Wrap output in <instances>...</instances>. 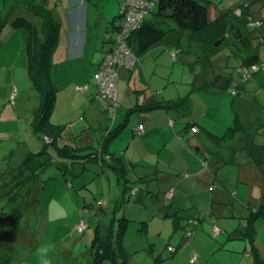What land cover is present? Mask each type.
<instances>
[{
  "label": "crops",
  "instance_id": "0c3cea01",
  "mask_svg": "<svg viewBox=\"0 0 264 264\" xmlns=\"http://www.w3.org/2000/svg\"><path fill=\"white\" fill-rule=\"evenodd\" d=\"M123 1L116 0L115 13L110 4L103 9L101 1L96 0H59V3H56V6L64 8V15L60 14L61 21L57 19L64 34L60 35L61 38L58 39L53 52V55L59 53L60 58L56 65H52L50 71L54 100L47 116L50 124L63 127L62 133L56 139V146H75L82 153H87L93 152L98 143L99 150L104 149L121 158L126 180L135 183L131 187L134 193L138 192L137 183L147 185V193L152 187L157 189L160 202L150 209V216L145 215L144 221L141 222L144 225L142 233L148 234L153 229L155 233L159 230L161 234L164 223L169 219L173 228L175 224L177 227L173 231V238L168 241L166 255L160 254L156 247L151 248V256L157 253L156 258H152L155 259L153 264H254L255 259L264 261V220H256L253 242L249 237H235L237 229L246 225V220H241L242 212L239 206L250 202L254 210H264V143L256 142L257 138L264 139V107L259 106L256 97L250 96L244 84L239 91L235 90L234 94L231 90L228 91L227 87L232 79L230 75L221 72L214 75L210 70L206 73L203 70L204 74L198 73L192 75V78L189 74L188 78L187 73H190V70L184 66L181 74L186 81L183 83L185 88H179L178 83L171 78L174 68L178 65L177 61L192 65L199 62L193 52H196L197 59L201 57V51L191 42L187 33H180L174 25H169V32L162 43L154 45L140 55L131 68L120 69L114 127L121 126V129L112 139L104 140L105 127L110 126V122L105 118L97 99L96 74L105 53L112 48V42L108 39L118 25L119 14H115L118 7L121 10ZM200 1L208 2L209 7L212 2ZM218 8L223 7L216 5L213 17ZM144 20H147L145 16ZM98 24L106 25L100 46L94 41L102 28ZM20 40L19 68L23 70V77L25 75V84L27 87L31 85L30 89L34 94L33 98H26L32 104L23 113L19 110L24 106L21 103L25 98H19L22 100L16 101L13 107L12 116L16 118V131L13 133L20 134L22 140L17 141L18 151H12V166H18L29 153H39L46 145L43 141L46 138L43 139L44 133L39 127L38 113H35L40 107L41 99L28 76L24 36H21ZM172 53L176 54L175 60L171 56ZM19 88L24 90L23 86ZM214 88L227 90L233 97L230 110L227 106V114L224 116L214 114V117H208L211 107L215 105L211 97ZM241 90H245L244 93H239ZM215 95V98L219 99L225 96L219 93ZM59 98L68 104L80 101V109L83 110L80 117L81 128H71L72 125L66 121L67 114L58 119L53 118L54 104ZM181 98H187L189 102L184 111L153 107L160 101L172 103ZM2 101L0 99V104ZM227 103L223 101L225 110ZM199 104L201 107L196 112ZM0 110L4 112L6 107L0 105ZM206 117L208 122L203 120ZM130 119L132 129H124ZM235 119L243 127V132L236 133L226 142L213 139L212 136L221 137L234 125ZM189 124L195 127V133L187 127ZM138 125L143 126L140 133L136 131ZM125 140L129 142L128 149L119 151L120 142ZM51 144L48 140L47 146L52 147ZM16 153L19 159L12 162ZM229 160L230 164H225ZM171 189L174 192L167 201L165 193ZM231 199H234L235 203L234 217H209V209L213 203L217 204L212 208L221 214L223 211L220 204H227ZM161 200L166 204H162ZM109 204V201L101 202L99 207L107 209ZM154 212L164 214V217H155ZM200 215L202 217H199ZM119 219L114 215L110 225L113 232L111 242L116 251V228L122 230L119 244L125 233L123 230L127 229L126 224L121 228ZM187 220L192 223L198 221L188 244L185 241V230L188 229L189 223L187 226L186 222L182 223ZM213 226L219 230L216 237L212 234ZM169 246H176L173 253L168 251ZM193 256L196 259L191 262ZM91 260L90 254L88 264Z\"/></svg>",
  "mask_w": 264,
  "mask_h": 264
},
{
  "label": "trees",
  "instance_id": "16d2710c",
  "mask_svg": "<svg viewBox=\"0 0 264 264\" xmlns=\"http://www.w3.org/2000/svg\"><path fill=\"white\" fill-rule=\"evenodd\" d=\"M154 1L157 10L152 18L144 20L130 36L129 46L136 58L154 45L162 43L169 32V25H174L180 33H187L191 42L196 44L201 51V57L197 60L203 65L205 73L221 68L219 67L220 62L227 60V58L232 57L238 62L237 71L241 82H235L230 76L234 81L231 80L227 87V90H231L230 92L240 90L243 82L247 80L244 79L242 70L250 75L249 79H253L256 75L264 79V0H238L237 4L230 9L218 8L213 19L210 18L208 2H201L200 0ZM154 1L150 0L149 2L154 3ZM119 17L120 14L117 17L118 20ZM5 23L14 27H23L27 32L25 43L27 72L31 84L40 95V107L35 113H38L39 127L44 133L43 139L46 138L43 140L46 145L39 153H29L18 166L11 165L12 153L0 163V200L5 199L10 202L12 197L25 187L21 192V202L16 211L5 212V204L0 206V264H6L7 261L11 260L12 248L15 244L24 248L33 247L34 234L30 232L32 227L29 220L33 215L39 214L36 193L42 186L40 181L41 170L47 167L49 163H53L62 173L67 172L76 176L75 165H81L79 169L82 172L86 169L84 161L86 162L87 159L96 161L101 165L106 164L114 171L123 190L128 185L122 160L116 155L108 153L104 149H100L96 153L84 152L81 154L82 152L75 146L61 148L56 146V139L62 133L63 127L52 125L47 121L54 100V89L50 82V71L53 65L51 59L58 42L60 28V24L53 17L52 12L42 3H38V0H0V31ZM173 54L175 60L176 54ZM188 105L187 98H181L172 103L160 101L155 103L153 107L184 111ZM187 127L195 128L190 124ZM120 129L121 126L114 127L113 125L111 128L106 126L104 140L112 139ZM243 131V127L235 119L234 125L228 128L221 137H212L218 142H226L231 140L236 133ZM47 139L50 144L52 143L51 146L56 147L59 155L63 156L60 162H57L49 151ZM230 162L231 160L225 164H230ZM124 201H126V197L121 202L124 203ZM1 203L2 201H0ZM216 204L213 203L212 207ZM220 205L223 212L221 214L216 213V209L211 207L209 217H234V199L227 201V204ZM239 209L242 212L241 220H246V225L237 229L235 237L237 239L249 237L253 242L255 238L254 224L257 219L264 218V210H254L250 202L239 206ZM17 220L23 223V227L19 228V224L16 228H10V224ZM119 221L121 228L125 227L127 218L121 217ZM188 226L185 233L190 231L191 235L189 237L185 235L186 239L191 238L193 229L196 227V225ZM176 227L175 224L174 229ZM103 231V236L98 235V230L94 237L91 245L93 258L90 264H100L105 259H109L115 264H125L126 259L121 262L117 261L120 258H118L119 254L111 242L113 236L111 228H103ZM121 233L122 230L120 236ZM120 249L122 251L121 247ZM254 249L256 248L254 247ZM254 264H264V261L255 259Z\"/></svg>",
  "mask_w": 264,
  "mask_h": 264
},
{
  "label": "rangeland",
  "instance_id": "374dc122",
  "mask_svg": "<svg viewBox=\"0 0 264 264\" xmlns=\"http://www.w3.org/2000/svg\"><path fill=\"white\" fill-rule=\"evenodd\" d=\"M96 1H101L103 9H105L106 5L110 4L113 7L112 11H115L114 5L116 0ZM126 1L127 0H124L123 4ZM142 1L146 2L150 0ZM209 1H212L210 2L211 4L209 7L210 18L212 19L214 18L213 13L216 5L220 4L224 9H230L238 2V0ZM38 3H42L52 12L53 17L61 21L62 17H60V14L64 15V8L56 6V3H59V0H38ZM118 10L115 15L120 14L119 7ZM156 10L157 5L154 1V3L152 2L150 12L145 14V18L147 20L151 19ZM99 25L102 26L100 29V35L98 34V38L95 37L94 41L98 42V45L100 46L103 43L102 37L106 25L103 26V24H98V26ZM96 30L97 27L94 29V33ZM61 34H64L62 25L59 29L58 39L61 38ZM21 36H24V39L26 40V30L23 27L11 26L9 23H5L0 31V99L3 100L0 105L6 107L4 112H1L0 110V163L7 155L12 153V151H18L19 144L17 141L22 140L20 134L16 133V135L13 133L16 131V118L12 116L14 104L16 101L22 100L19 98H25V101L21 103V105L24 106L19 110L23 113V111L32 104L31 102H28L26 98H33L34 94L30 89L31 85L27 87L25 84V75L23 77V70L19 68V64H21V57L19 58ZM193 53H195L197 61L196 52ZM59 58V53L52 55L53 65L57 64ZM177 63L178 65L174 68L171 78L178 83L177 86H179V88L184 87L183 83L186 82L183 80V74H181V69L184 66L190 70V73H187L188 75L186 74L188 78H190L189 74L191 78L192 75H197L198 73L204 74L203 65L200 62L193 63L192 65H187L180 61H177ZM219 67L221 68L210 70L211 73L217 75V72L220 71L223 74L230 75L235 82L240 81L237 71L238 62L234 58L231 57L230 59L227 58V60L221 61ZM92 74L93 71L91 72V75ZM27 77L26 74V79H28ZM28 82L30 83V81ZM243 84L248 90L247 92L250 93V96L257 98L259 106L264 107V79L261 76L256 75L253 79L245 80ZM22 86L24 88L23 91L19 88ZM17 90L18 95L16 96ZM244 91L245 90H241L239 93H244ZM217 93L225 96L221 99L215 98V94ZM211 97H213L215 105L211 107L208 117H214V114L215 116L216 114L219 116H224L225 113L227 114V106L228 110H230V104L233 98L227 93V90L214 88L211 92ZM225 97L226 99H223ZM223 101L228 102L226 110L225 107L223 108ZM80 105L82 104L79 100L73 104H68L59 98L54 104L53 118L58 119V117L67 114L68 117L66 121L72 125L71 128H74V130L79 129L82 124L80 117L83 115V110L80 109ZM200 107L201 104L197 106L196 112L199 111ZM208 117L203 120L208 122ZM231 123H233V118ZM131 124L132 120L130 119L124 129L131 130ZM263 141L264 139L261 140V138H257L256 140L258 143H264ZM128 143V140H125L122 143L120 142V148H118L119 151H126L128 149ZM48 148L54 159L57 162H60L63 156L59 155V151L56 150V147L48 146ZM98 148L99 145L97 143V145L94 146L95 150L93 152H98ZM131 150L132 147L128 151L129 155H131ZM18 159L19 155L16 153L12 162H16ZM176 161L179 162L178 159H176ZM84 164L86 169L83 173L81 172V169H79L81 165H75L74 172L77 171L76 176L68 174L67 172L62 173V171L57 169L53 163H49L47 167L41 170L40 181L42 186L36 193L39 214L36 216L33 215L29 220V224L32 228L28 225L31 228L30 232L34 234L32 240L33 247L24 248L21 245L15 244L12 248V258H10L11 260L7 261L6 264H39L35 252L36 248L44 243H52L55 245V250L50 253L53 264H88L90 254L91 259L93 258V249L90 250V245L95 237L96 231L98 232L99 230L98 235L103 236V228H110L114 215H117L119 218L126 216L125 218L129 220L126 223L127 229L123 230L125 233L121 238L120 244L118 241L121 232L119 228H116L114 234V244H116V249L120 258V260L117 261L121 262L123 259H127L125 264H153L155 259L152 258H156L157 253L154 256H151V254H153L151 248L155 247L160 254L166 255L168 241L173 238V231L175 230L171 219L164 223L165 225L162 227L163 229L161 231L163 232L161 234H159V230L155 233L153 229L149 231L148 234L142 233L144 225L141 222L144 221L145 215L148 214V216H150V209L156 207L160 202V198L157 196V189L155 190L152 187V190H149V193H147V185L145 186L144 183H137L136 189L138 192L134 193L131 187L132 185H135V183L128 180L127 188L123 190L117 181L114 171L109 166L106 164L101 165L99 162L88 159L86 162L84 161ZM157 186L160 188L159 183ZM185 186H187V184H185ZM24 189L25 187L23 190ZM23 190L14 195L10 202L5 199L0 200L2 201L0 206L5 204V212L16 211L17 206L21 202V192ZM125 197L126 201L122 203L121 201H123ZM106 201H109L110 203L107 209L99 207L101 202ZM161 203L164 205L166 204L164 200H161ZM103 206H105V204ZM154 215L155 217H164V214H158L157 212H154ZM206 216L208 217L209 215L207 214ZM199 217L202 216L200 215ZM261 219L264 220V218ZM182 223L187 226L188 220L183 221ZM17 225H19V228L23 227V223L17 220L15 223L10 224V228H16ZM79 225H83L84 228L80 232H74L75 230L77 231ZM165 226L166 228L164 229ZM189 239L185 240L187 244ZM120 247L122 248V251ZM171 248H176V246ZM84 256L86 258H84ZM100 264L115 263L109 259H105Z\"/></svg>",
  "mask_w": 264,
  "mask_h": 264
},
{
  "label": "built area",
  "instance_id": "2783aa9c",
  "mask_svg": "<svg viewBox=\"0 0 264 264\" xmlns=\"http://www.w3.org/2000/svg\"><path fill=\"white\" fill-rule=\"evenodd\" d=\"M152 3L142 0H127L121 5L120 17L118 28L110 40L112 42V48L107 51L100 63L99 69L96 74L97 79V99L101 105L105 118L110 122V128L114 125L115 115L117 111V86L119 81V71L121 68H131L137 58L133 54L129 40L132 33L137 30L144 21V16L150 11ZM174 59V54H171ZM256 69V68H253ZM244 75V79H249L250 75L246 74L244 70L241 71ZM83 90V88H79ZM234 94V92H231ZM137 133L143 131V126L138 125L136 129ZM192 132L197 130L191 129ZM174 190L171 189L165 193V199L169 201L173 195ZM190 227L197 225V222H189ZM84 228L83 225H79L77 231L80 232ZM213 236L219 234V230L213 226ZM186 237L191 235L188 231L185 233ZM168 251L173 252V248L168 247ZM195 256L191 258V262H194Z\"/></svg>",
  "mask_w": 264,
  "mask_h": 264
},
{
  "label": "clouds",
  "instance_id": "9594fccd",
  "mask_svg": "<svg viewBox=\"0 0 264 264\" xmlns=\"http://www.w3.org/2000/svg\"><path fill=\"white\" fill-rule=\"evenodd\" d=\"M55 250V245L52 243H44L36 248L35 255L39 260V264H53L50 253Z\"/></svg>",
  "mask_w": 264,
  "mask_h": 264
},
{
  "label": "bare ground",
  "instance_id": "6f19581e",
  "mask_svg": "<svg viewBox=\"0 0 264 264\" xmlns=\"http://www.w3.org/2000/svg\"><path fill=\"white\" fill-rule=\"evenodd\" d=\"M78 232V231H77Z\"/></svg>",
  "mask_w": 264,
  "mask_h": 264
}]
</instances>
